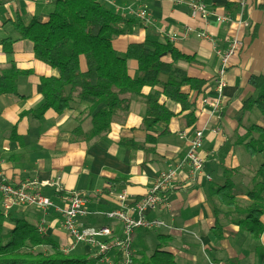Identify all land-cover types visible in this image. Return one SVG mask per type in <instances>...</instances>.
Instances as JSON below:
<instances>
[{
  "label": "crops",
  "instance_id": "obj_1",
  "mask_svg": "<svg viewBox=\"0 0 264 264\" xmlns=\"http://www.w3.org/2000/svg\"><path fill=\"white\" fill-rule=\"evenodd\" d=\"M50 1L0 0V67L15 64L18 69L29 72L18 79V93L23 97L0 95V174L16 185L28 180L53 182L61 178L63 193L75 191L88 196L89 215L80 219L82 224L109 225L115 235H120L119 222L105 223L100 219L105 217L103 213L119 208L117 195L126 192L130 204L144 197L163 171L183 161L194 131L205 129L201 148V156L205 158L203 173L194 184L169 193L168 209L148 213L149 219H159L163 225L135 231V264L143 263L160 250L171 253L175 264H264V232L255 240L238 225L240 211L250 202L248 188L263 162L261 156L249 154L245 144L239 142L251 124L264 126L258 110L244 112L245 101L255 95L249 78L264 75V0H244L242 5L239 0H195L212 12L205 22L190 16L186 5L189 0L181 3L175 0H99L109 3L126 18L135 19L125 28V34L114 39L116 51L124 53L128 45L147 39L170 41L182 52L195 56V64L180 63L188 76L210 81L198 97L189 92V99L194 102L193 112H182L177 103L162 98V103L176 116L169 123L158 124L156 131L150 134L157 142L149 144L155 150L149 155L119 145L121 139L144 142L149 134L141 129L145 106L137 98L132 100L126 115L117 117L109 133L91 145L72 136L83 109L76 102L61 115L48 110L39 119L22 116L42 102L40 79L56 77L58 73L36 59L31 42L20 38L16 24L27 26L35 18L47 22ZM229 4L233 10L227 8ZM141 5L148 7L149 24L128 12L138 10ZM222 16L231 17L234 22L218 23L216 18ZM235 22L248 23L250 27ZM196 31L207 32L211 41L197 39ZM235 36L242 38L243 46L230 58V67L223 76L224 106L221 112L210 114L201 102L203 97L212 96L215 89L220 68L216 49H226ZM6 48L12 52L6 53ZM127 65L129 75L134 77L137 62L129 60ZM80 67L86 70L83 58ZM160 78L165 81L166 75ZM185 90L188 92V88ZM151 91L145 88L143 93ZM191 113L194 123L188 126L190 121L186 115ZM84 129L88 126L84 125ZM211 129H217L218 133L210 132ZM251 135L258 136L253 132ZM186 171L184 168L180 176H185ZM225 186L224 191L234 194V205L224 204L223 191L214 188ZM44 193L56 205H64V195L56 193V186L45 187ZM43 218L46 219V235L62 249H67L72 241L62 228L60 214L53 209L45 216L34 206L13 207L8 212L5 228L12 229L14 219H25L38 226ZM260 221L264 224V216ZM94 252L87 245H76L75 251L70 253L92 258ZM110 259L117 261L118 255L111 254Z\"/></svg>",
  "mask_w": 264,
  "mask_h": 264
},
{
  "label": "trees",
  "instance_id": "obj_2",
  "mask_svg": "<svg viewBox=\"0 0 264 264\" xmlns=\"http://www.w3.org/2000/svg\"><path fill=\"white\" fill-rule=\"evenodd\" d=\"M49 6L47 22L42 23L35 18L27 26L16 24L20 38L31 42L36 59L58 73L56 77L40 79L42 102L35 110L24 112L22 116L39 119L48 110L61 115L72 102H76L83 109L72 136L91 145L109 133L113 122L126 115L132 100L137 98L145 106L141 129L149 134L144 142L121 139L119 145L143 151L146 155L154 154L155 150L149 144H155L157 139L150 134L156 131L158 124L169 123L176 116L162 103V98L177 103L182 112H193L194 102L190 101L189 92L198 97L209 85V80L188 76L180 65L195 64V56L182 52L170 41L151 39L128 45L124 53L116 51L114 39L125 34V28L135 19L126 18L105 1L51 0ZM231 7L229 4L227 8L233 10ZM5 52L12 51L6 48ZM82 58L86 64L85 71L80 67ZM129 60L138 64L134 77L128 73ZM28 74L15 64L0 67V95L23 97L18 93V79ZM162 74L166 75L165 81L160 78ZM248 82L255 95L245 101L244 112L256 109L264 120V75L251 76ZM145 88L152 91L145 95ZM186 117L190 121L187 125H192L193 114ZM84 125L88 129H84ZM252 132L258 137L254 138ZM239 144H245L249 154L263 159L248 188L250 202L240 211L238 222L257 240L264 232V224L260 221L264 216V126L251 124ZM214 188L223 191L221 201L224 204L236 203L234 194L224 191L226 186ZM7 219L8 213H4L0 206V264H96L98 261L85 254L65 253L60 244L51 236L40 234L37 225L28 220L14 219V227L8 230L5 228ZM142 262L175 264L171 253L161 250Z\"/></svg>",
  "mask_w": 264,
  "mask_h": 264
},
{
  "label": "built area",
  "instance_id": "obj_3",
  "mask_svg": "<svg viewBox=\"0 0 264 264\" xmlns=\"http://www.w3.org/2000/svg\"><path fill=\"white\" fill-rule=\"evenodd\" d=\"M182 0H175L181 3ZM242 5L244 0H239ZM186 5L190 10V16L194 19L206 21L212 12L206 5L200 1L189 0ZM129 14L134 15L144 24H149L150 13L148 7L141 5L138 10H128ZM217 22L232 23L234 19L228 16L217 17ZM245 27H250L248 23L235 22ZM197 39L210 40V36L205 31H196ZM242 38L233 37L228 42L226 49L217 50L216 53L220 58V68L215 80V89L212 96L202 98V106L209 110L210 114L219 113L224 106L225 82L223 76L230 67V58L235 56L242 48ZM209 130V129H208ZM210 132L218 133L217 129H211ZM205 129L194 131L192 139L189 142L187 152L181 163H178L168 170L163 171L152 184L148 193L135 200L132 204L128 203V195L122 192L117 195L119 204L118 209L107 211L103 216L111 221L119 222L122 225V233L115 235L109 225L104 226H85L80 219L89 215L87 209L88 196L75 191L63 193L61 178L53 182L28 180L18 185L10 183L3 175L0 174V206L4 213L16 206H34L42 210L47 216L49 210L53 209L61 216V225L63 230L70 237L73 244L83 243L95 250L93 259L99 263L108 264H135L133 234L138 229H153L163 225L156 218L149 219L148 213L156 212L162 208H169V193L178 187H187L194 184L204 171L205 158L201 156ZM186 168L185 176H180L182 170ZM207 179H210L207 176ZM56 186V193H63L64 205H56L48 195L44 193V188ZM46 219L43 218L37 229L40 234H46L44 225ZM74 246H70L66 251H72ZM111 254H117L118 260L110 259Z\"/></svg>",
  "mask_w": 264,
  "mask_h": 264
},
{
  "label": "rangeland",
  "instance_id": "obj_4",
  "mask_svg": "<svg viewBox=\"0 0 264 264\" xmlns=\"http://www.w3.org/2000/svg\"><path fill=\"white\" fill-rule=\"evenodd\" d=\"M257 137H258V136H257ZM257 137H256V138H257ZM11 209H12V208H11ZM11 209H10V210H11ZM10 210H9V211H10ZM9 211H7L6 213H8ZM100 219H101V222H105V223H109V222H110V219H108V218H106V217H100ZM85 226H87V225H85ZM134 242H137V240L135 239V240L133 241V243H134ZM76 245H84V244H83V243H75V244L72 243V244L70 245V246H74V248H73L72 251H69V252H68V251H66V249H63V251H64L65 253L73 252V251H75V246H76ZM70 246H69V247H70ZM69 247H68V249H69Z\"/></svg>",
  "mask_w": 264,
  "mask_h": 264
}]
</instances>
